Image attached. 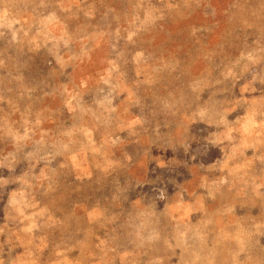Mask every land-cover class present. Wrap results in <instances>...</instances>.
Listing matches in <instances>:
<instances>
[{"label":"rangeland","instance_id":"1","mask_svg":"<svg viewBox=\"0 0 264 264\" xmlns=\"http://www.w3.org/2000/svg\"><path fill=\"white\" fill-rule=\"evenodd\" d=\"M0 264H264V0H0Z\"/></svg>","mask_w":264,"mask_h":264},{"label":"crops","instance_id":"2","mask_svg":"<svg viewBox=\"0 0 264 264\" xmlns=\"http://www.w3.org/2000/svg\"><path fill=\"white\" fill-rule=\"evenodd\" d=\"M134 124H137L135 121H132V119L131 120H129V121H125L124 123H123V127L125 126V125H129V126H134Z\"/></svg>","mask_w":264,"mask_h":264}]
</instances>
